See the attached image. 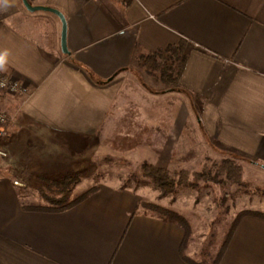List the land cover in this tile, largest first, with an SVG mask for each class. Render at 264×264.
<instances>
[{"label":"crops","instance_id":"0c3cea01","mask_svg":"<svg viewBox=\"0 0 264 264\" xmlns=\"http://www.w3.org/2000/svg\"><path fill=\"white\" fill-rule=\"evenodd\" d=\"M28 1L63 14L69 53L60 49L55 14L0 3V72L27 88L0 96V109L11 112L5 139L12 152L11 144L30 146L35 136L52 157L43 174L0 163V264H206L208 253L194 257L189 234L182 245L183 229L142 210L132 188L99 183L54 212L30 208L37 204L26 201L27 187L70 172L58 158L83 154V139L122 122L130 106L123 91L140 94L150 81L136 55L180 40L181 121L191 116L211 140L264 165V0ZM218 264H264V219L242 217Z\"/></svg>","mask_w":264,"mask_h":264},{"label":"rangeland","instance_id":"374dc122","mask_svg":"<svg viewBox=\"0 0 264 264\" xmlns=\"http://www.w3.org/2000/svg\"><path fill=\"white\" fill-rule=\"evenodd\" d=\"M24 10L28 14L51 15L45 11ZM25 19L30 26L37 23L35 17ZM139 70L147 73L142 67ZM156 74L145 75L151 81L153 78L157 80ZM138 78L141 80L139 75ZM150 81L141 86L144 87L143 90L139 86L140 94L123 91L121 97L126 95L129 98L128 109L131 112L123 111L125 115L122 122L119 119L112 120V123L103 124L95 139H83L78 147L83 154L77 156L68 154L58 158L70 169L71 176L77 178L67 198L72 200L99 183L132 188L138 192L141 200L171 208L180 214L189 225L194 257L200 255V250L203 251L202 254L206 252L208 257H212L238 211L250 209L264 212V170L252 165L249 156L211 140L204 134L201 124L191 116L182 122L180 92L177 89H167L159 81H153L155 84L153 87ZM135 102L143 105L136 106ZM134 108L136 110L132 111ZM8 109L5 108L4 111L10 114ZM33 137L35 136H32L30 146L26 145L24 140L20 141L24 144L22 146L11 144L14 148L12 152L9 150L10 144L6 145L7 139H5L7 143L3 142L5 136L0 137V149L5 151V156H0V163L6 165L25 163L29 174L33 171L36 174H43L39 168H47L52 157L48 154L45 144ZM224 155L244 158L247 156L248 160H245V163L241 162L243 186L228 183L221 187L191 177L190 180L195 183L194 187H178L173 193L163 194L140 172V163L144 160L167 167L171 171L181 168L200 170L203 164L209 165ZM13 167L6 168L11 171ZM8 170L4 173H8ZM13 171L11 175L15 173ZM46 182L33 180L31 186L28 184L30 187H27L26 201L46 205L43 190L49 193L47 196H58L54 190L47 191ZM141 209L151 212L145 208ZM201 227L209 228V233L201 234L204 233Z\"/></svg>","mask_w":264,"mask_h":264},{"label":"trees","instance_id":"16d2710c","mask_svg":"<svg viewBox=\"0 0 264 264\" xmlns=\"http://www.w3.org/2000/svg\"><path fill=\"white\" fill-rule=\"evenodd\" d=\"M128 1L126 0V3H128ZM184 46L185 41L180 40L176 44L167 45L163 48H157L155 50H148L145 54H138L135 56V59L137 64L148 74L153 75L154 73H157V78L167 87V89H179L181 87L179 83L180 74L186 61ZM116 74L117 72L113 74L112 77ZM128 108L126 111L131 112ZM131 110L134 111L136 109L134 108ZM6 137L7 136H5V138ZM5 138L3 142L7 143L5 142ZM6 145H8V143ZM246 158L243 156L235 157L234 155H224L217 160H213L209 165L203 164L200 170L181 168L174 171L169 170L167 167L148 162V160H144L140 163V172L143 177L148 178L150 183L160 189L163 194L173 193L178 187H194L195 183L190 180L191 177H194L197 180H203L204 182L210 184H216L221 187H224L228 183H233L241 187L244 184L243 166L241 162L245 163V160H248ZM249 162L252 165L260 167L264 170V165L257 162L255 159L250 158ZM71 175V172H65L59 178H42V180H40L41 182L44 180L47 181L45 183L47 184L45 186L47 191L54 190L58 196H47L49 193H46L43 190L42 195L46 198L47 204H37L31 206L30 208L43 211L60 212L72 207L96 189V185H93L76 196L74 199L69 200L67 195L70 192L71 187L77 181V178ZM53 186L54 188L51 189ZM39 191L42 190L39 189ZM139 206L150 210L152 214L158 216L164 221L178 224L184 231V238L182 240L183 245V242H185V239L189 234V225L180 216V214L171 208L152 202H145L144 200L139 202ZM246 215L264 219V212L250 209L238 211L231 220L227 231L222 237L217 252L206 264L219 263L235 227L240 219Z\"/></svg>","mask_w":264,"mask_h":264},{"label":"built area","instance_id":"2783aa9c","mask_svg":"<svg viewBox=\"0 0 264 264\" xmlns=\"http://www.w3.org/2000/svg\"><path fill=\"white\" fill-rule=\"evenodd\" d=\"M27 88L18 79L12 76H5L0 72V95L9 96L17 93L26 92ZM9 115L0 109V137L5 135L6 125L9 121ZM0 156H5V151L0 149ZM17 183V182H16Z\"/></svg>","mask_w":264,"mask_h":264},{"label":"water","instance_id":"95a60500","mask_svg":"<svg viewBox=\"0 0 264 264\" xmlns=\"http://www.w3.org/2000/svg\"><path fill=\"white\" fill-rule=\"evenodd\" d=\"M21 2L23 4L24 8L29 12L48 11V12L55 14L59 18V20L61 22L60 49H61L62 53L68 54L69 51H68L67 46H66V21H65L63 14L55 8L42 6V5H33L28 0H21Z\"/></svg>","mask_w":264,"mask_h":264},{"label":"clouds","instance_id":"9594fccd","mask_svg":"<svg viewBox=\"0 0 264 264\" xmlns=\"http://www.w3.org/2000/svg\"><path fill=\"white\" fill-rule=\"evenodd\" d=\"M4 0H0V3H3ZM6 63V54H0V69L4 68V65Z\"/></svg>","mask_w":264,"mask_h":264}]
</instances>
